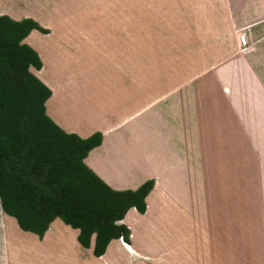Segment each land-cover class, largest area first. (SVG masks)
<instances>
[{
	"label": "crops",
	"instance_id": "1",
	"mask_svg": "<svg viewBox=\"0 0 264 264\" xmlns=\"http://www.w3.org/2000/svg\"><path fill=\"white\" fill-rule=\"evenodd\" d=\"M100 4L0 0V15L47 30L23 40L46 115L101 134L83 162L113 190L153 179L145 212L95 256L59 217L39 239L0 209V264H264V0Z\"/></svg>",
	"mask_w": 264,
	"mask_h": 264
},
{
	"label": "trees",
	"instance_id": "2",
	"mask_svg": "<svg viewBox=\"0 0 264 264\" xmlns=\"http://www.w3.org/2000/svg\"><path fill=\"white\" fill-rule=\"evenodd\" d=\"M37 22L0 15V209L23 231L42 239L59 217L78 229V242L101 256L112 239L129 242V229L118 223L131 207L145 212L153 179L135 190H113L83 162L101 143L61 129L45 113L51 90L30 67L39 69L36 51L24 43Z\"/></svg>",
	"mask_w": 264,
	"mask_h": 264
},
{
	"label": "rangeland",
	"instance_id": "3",
	"mask_svg": "<svg viewBox=\"0 0 264 264\" xmlns=\"http://www.w3.org/2000/svg\"><path fill=\"white\" fill-rule=\"evenodd\" d=\"M73 1H77V2H82V0H66V3L67 5H69V2H73ZM90 3H91V6L92 7H97V11H102L103 9L106 11L105 7L103 8V6H100V1L101 0H88ZM81 6V5H79ZM72 6H67V8H70ZM117 7L116 5L113 6V9L115 11H117ZM109 10L108 11H112V6H108ZM111 8V10H110ZM120 8V6H119ZM87 9H88V6H87ZM0 228H1V225H0ZM8 239V248H5V242H4V235H3V232L0 230V258H2V255L5 254V253H10L11 252V248L13 247V236H8L7 237ZM2 262V259L0 260V263Z\"/></svg>",
	"mask_w": 264,
	"mask_h": 264
},
{
	"label": "built area",
	"instance_id": "4",
	"mask_svg": "<svg viewBox=\"0 0 264 264\" xmlns=\"http://www.w3.org/2000/svg\"><path fill=\"white\" fill-rule=\"evenodd\" d=\"M239 41H240V44L243 48L246 47V40H245V35L244 34H240L239 35Z\"/></svg>",
	"mask_w": 264,
	"mask_h": 264
}]
</instances>
